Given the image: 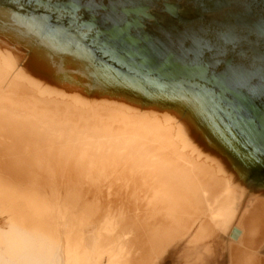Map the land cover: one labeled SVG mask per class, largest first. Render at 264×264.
Masks as SVG:
<instances>
[{"label":"bare ground","instance_id":"obj_1","mask_svg":"<svg viewBox=\"0 0 264 264\" xmlns=\"http://www.w3.org/2000/svg\"><path fill=\"white\" fill-rule=\"evenodd\" d=\"M251 126L213 86L133 66L81 9L0 0V264H26L15 259L52 236L43 214L65 180L71 207L91 192L69 221L67 264L85 263L76 250L90 239L94 264L154 263L186 236L194 251L227 233L240 201L229 264H251L264 243V143Z\"/></svg>","mask_w":264,"mask_h":264},{"label":"water","instance_id":"obj_2","mask_svg":"<svg viewBox=\"0 0 264 264\" xmlns=\"http://www.w3.org/2000/svg\"><path fill=\"white\" fill-rule=\"evenodd\" d=\"M63 1L89 14L133 66L224 93L264 143V0H120L109 20L105 5ZM238 233L233 227L230 237Z\"/></svg>","mask_w":264,"mask_h":264},{"label":"rangeland","instance_id":"obj_3","mask_svg":"<svg viewBox=\"0 0 264 264\" xmlns=\"http://www.w3.org/2000/svg\"><path fill=\"white\" fill-rule=\"evenodd\" d=\"M120 0H91L96 4L98 2H108L112 7L117 6ZM107 13L110 17H116V9L112 8ZM69 181L65 180L59 186V193L50 200L48 207L44 211L43 220L50 226L52 231V236L46 237L41 241V244H37L36 240H33L27 247V250L20 254L19 257L15 259V263L23 261L26 264H31L32 261L36 264H67L66 246L68 239L70 238L71 247H68L69 254L71 258L74 256V242L77 240V235L73 230H69L70 220L78 213V211L85 206V204L90 200L91 192L84 191L76 206L71 207L68 205L67 191L69 189ZM244 193V204L253 192V184L249 181L242 186ZM244 207L241 205L234 219V224L238 221L240 217V212H242ZM232 222V223H233ZM94 227V236L98 239L101 234H103L102 224L96 220L92 222ZM68 224V225H67ZM231 224L227 233L214 232L212 235L198 241L194 246V251L191 249L189 244L190 236H186L181 240L174 243L169 249H167L165 254L162 255L161 259L157 262H152L148 264H229V249H230V232L234 227ZM229 234V235H228ZM68 237V238H67ZM94 241L90 239L88 245L83 244L76 250L79 254L86 253V261L84 264H94L95 260V249L96 246ZM243 249V247H241ZM253 261L251 264H264V243L259 245L255 252L250 251ZM198 261V262H197ZM68 264H73L71 261Z\"/></svg>","mask_w":264,"mask_h":264}]
</instances>
